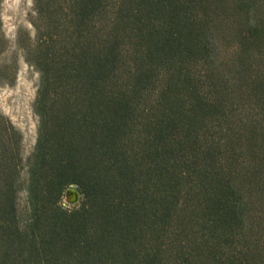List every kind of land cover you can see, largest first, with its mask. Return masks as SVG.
<instances>
[{"label":"trees","instance_id":"trees-1","mask_svg":"<svg viewBox=\"0 0 264 264\" xmlns=\"http://www.w3.org/2000/svg\"><path fill=\"white\" fill-rule=\"evenodd\" d=\"M2 1L0 264H264V0H32L12 42Z\"/></svg>","mask_w":264,"mask_h":264},{"label":"rangeland","instance_id":"rangeland-1","mask_svg":"<svg viewBox=\"0 0 264 264\" xmlns=\"http://www.w3.org/2000/svg\"><path fill=\"white\" fill-rule=\"evenodd\" d=\"M32 0H3L1 18L5 36L14 40L17 28H30ZM38 73L21 57L12 84L0 83V112L5 114L22 132V154L26 157L33 149L36 138L37 116L32 105L36 95ZM23 201V196L20 199ZM63 204H70L64 195Z\"/></svg>","mask_w":264,"mask_h":264},{"label":"water","instance_id":"water-1","mask_svg":"<svg viewBox=\"0 0 264 264\" xmlns=\"http://www.w3.org/2000/svg\"><path fill=\"white\" fill-rule=\"evenodd\" d=\"M66 198L71 204L75 203L78 200V193L73 186H69L66 189Z\"/></svg>","mask_w":264,"mask_h":264}]
</instances>
